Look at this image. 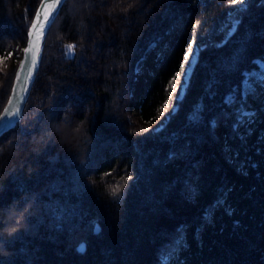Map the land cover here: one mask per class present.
<instances>
[{"label":"trees","instance_id":"trees-1","mask_svg":"<svg viewBox=\"0 0 264 264\" xmlns=\"http://www.w3.org/2000/svg\"><path fill=\"white\" fill-rule=\"evenodd\" d=\"M38 2L0 0V111ZM108 2L62 4L22 117L0 135V230L10 205L30 203L23 226L0 231V264H264V74L248 100L257 119L232 127L264 60L260 0H137L126 14ZM232 9L240 23L218 42ZM194 39L189 84L161 123Z\"/></svg>","mask_w":264,"mask_h":264},{"label":"snow or ice","instance_id":"snow-or-ice-1","mask_svg":"<svg viewBox=\"0 0 264 264\" xmlns=\"http://www.w3.org/2000/svg\"><path fill=\"white\" fill-rule=\"evenodd\" d=\"M66 0H39V7L35 9V17L31 20V27L28 29L27 36L31 39L32 43L30 47H25L23 49L24 53L26 54L25 59L20 61V70L15 72V79L17 82L21 83V88L17 90L15 86H13V92L16 94L17 97L21 101L26 99L24 95L21 93H26L28 91V81H30L34 74L38 73L40 65L43 63V55H42V46L46 47V39H47V32L50 31L51 25L54 24L57 20L58 16V8L60 5L65 3ZM82 2V0H80ZM230 5H240L243 8L245 5L248 4V0H229ZM260 7H264V0H260L259 5ZM199 23V21L197 22ZM240 23L239 20H233L231 22V26L228 28V33L231 32L232 29L235 30ZM195 27V25H194ZM59 41H63L62 36H57ZM78 44L75 43H67L63 46V51L66 57L73 58L75 49L78 47ZM198 44L194 39L192 43L189 44L188 50L184 53V63L182 65V72L175 73V77H180L179 85L173 84V89L175 91V95L171 96V108L168 112L162 114L163 122L164 118L171 115L173 111L177 108V103L181 98V94L186 90V86L189 84V69H191L193 58L195 57L196 48ZM196 59V57H195ZM173 77V79H175ZM259 89L264 90V79H261L258 86ZM264 95V92H261ZM63 95V94H62ZM73 100L78 101L79 97L75 96L73 93L68 94ZM256 98L257 97V90L256 89H247L244 93L241 94V104L236 109L237 111V119L236 122L233 124V131L238 132L239 128L247 122L249 127L252 123L255 122L257 119L258 113L255 109L249 107V97ZM228 103H234L235 97H230L227 100ZM59 103V101H57ZM165 105L169 103V101L164 102ZM8 104L11 105L10 108H5L3 112H0V128L8 129L11 126L18 123L19 119L22 117V105L20 104H13L12 97H9ZM50 115L52 119H56L55 112L51 109ZM159 127V125H157ZM156 129H146V132H154ZM79 131V130H77ZM229 151H231L229 149ZM173 159V158H172ZM86 174L81 176V180ZM132 179V178H127ZM87 186V185H86ZM121 189L119 187H115L111 189V197L115 201H119L121 198ZM101 230L100 225L97 223L94 226V231ZM178 231H183V229H178ZM80 249H83L85 246L83 243L79 246ZM165 264H172L171 260L165 261Z\"/></svg>","mask_w":264,"mask_h":264},{"label":"rangeland","instance_id":"rangeland-1","mask_svg":"<svg viewBox=\"0 0 264 264\" xmlns=\"http://www.w3.org/2000/svg\"><path fill=\"white\" fill-rule=\"evenodd\" d=\"M234 10L235 9H232L229 11L227 19H226L224 25L222 26L221 30L218 33L212 35L213 39L217 40L218 42H222L226 38V36L230 33V32L228 33V28L231 26V22L233 20H236V18L233 15ZM147 54L148 55L146 57L143 56L142 58L139 59V61L136 64L137 66H140V64H142V63H146L148 65H151L152 58L148 52H147ZM196 54H197V48H196V52H195V57H196ZM195 57L193 58L192 63H194ZM190 70L191 69H189V72H190ZM263 74H264V60L258 59L257 66L246 71L244 79L242 81V91L245 92V90H247V89H252L254 87V85L256 84V82L258 81V78ZM136 82H135V85H136ZM179 83H180V77L177 79L176 85L178 86ZM131 111L134 113L136 120L143 123V124H152L153 125L156 123L155 117L150 118V119H144L141 116V114L139 113L138 108L136 107L135 104H132Z\"/></svg>","mask_w":264,"mask_h":264},{"label":"clouds","instance_id":"clouds-1","mask_svg":"<svg viewBox=\"0 0 264 264\" xmlns=\"http://www.w3.org/2000/svg\"><path fill=\"white\" fill-rule=\"evenodd\" d=\"M137 0H117L116 4L114 5L112 3V0H109L108 4L104 6V11L107 12L109 10L114 12H121V13H129L131 12L134 7L136 6ZM83 121L77 124V130L82 126ZM13 203H16L14 201ZM30 208V203L25 204L23 209H20L19 211L12 209L11 205L9 206L10 211H15L16 215L14 216L15 223L11 225H6L4 229L0 230L4 234L11 235L15 231L19 229V227L23 226L24 221V214L27 212V210Z\"/></svg>","mask_w":264,"mask_h":264},{"label":"water","instance_id":"water-1","mask_svg":"<svg viewBox=\"0 0 264 264\" xmlns=\"http://www.w3.org/2000/svg\"><path fill=\"white\" fill-rule=\"evenodd\" d=\"M39 6H40V5H39V2H38L36 8L39 7ZM61 6H62V5L59 6L58 11H59V9L61 8ZM36 8H35V9H36ZM34 17H35V10H34V13H33L32 19H33ZM30 27H31V23H30L28 29H29ZM28 29H27V32H28ZM31 43H32L31 39H30V38L27 36V34H26V40H25V44H24V46H23V49H24L25 47H30V46H31ZM23 49H22L21 56H20V58H19V60H18V64H17V67H16L15 72L18 71V70H20V61L23 60V59H25L26 54L24 53ZM42 51H43V46H42ZM34 77H35V74H34L33 78H32L30 81H28V91H27L26 93H21V95H24V96L26 97V99H27V97H28V95H29L30 88H31L32 82H33V80H34ZM13 86H15V88H16L17 90H19V89L21 88V83L16 81V79H15V74H14V78H13V82H12V86H11L10 92H9L8 97H7V99H6V101H5V103H4V105H3V107H2V109H1L0 112H3L5 108H10V107H11V105L8 104V99H9V97H12V99H13V104H20V105H22V111H23V107H24V104H25V102H26V99H24L23 101H21V100L19 99V97H17L16 94L13 92ZM13 126H14V125H13ZM11 127H12V126H11ZM8 129H9V128H8ZM6 130H7V129L0 128V135H1L4 131H6Z\"/></svg>","mask_w":264,"mask_h":264}]
</instances>
